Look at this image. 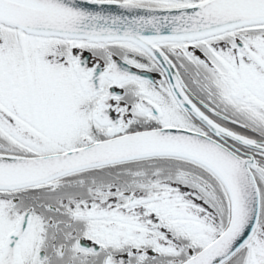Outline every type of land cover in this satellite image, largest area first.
Instances as JSON below:
<instances>
[{
    "label": "snow or ice",
    "instance_id": "1",
    "mask_svg": "<svg viewBox=\"0 0 264 264\" xmlns=\"http://www.w3.org/2000/svg\"><path fill=\"white\" fill-rule=\"evenodd\" d=\"M0 264H264V0H0Z\"/></svg>",
    "mask_w": 264,
    "mask_h": 264
}]
</instances>
